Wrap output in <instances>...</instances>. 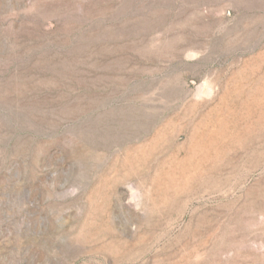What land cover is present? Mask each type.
Listing matches in <instances>:
<instances>
[{
    "label": "rangeland",
    "instance_id": "obj_1",
    "mask_svg": "<svg viewBox=\"0 0 264 264\" xmlns=\"http://www.w3.org/2000/svg\"><path fill=\"white\" fill-rule=\"evenodd\" d=\"M0 264H264V0H0Z\"/></svg>",
    "mask_w": 264,
    "mask_h": 264
}]
</instances>
